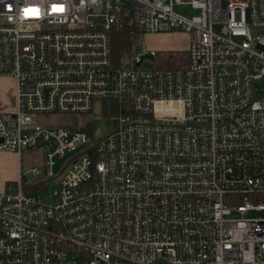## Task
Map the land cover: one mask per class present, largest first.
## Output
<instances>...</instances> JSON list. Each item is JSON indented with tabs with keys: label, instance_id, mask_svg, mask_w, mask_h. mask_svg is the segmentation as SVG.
Instances as JSON below:
<instances>
[{
	"label": "built area",
	"instance_id": "built-area-1",
	"mask_svg": "<svg viewBox=\"0 0 264 264\" xmlns=\"http://www.w3.org/2000/svg\"><path fill=\"white\" fill-rule=\"evenodd\" d=\"M125 30L190 34L186 65L116 66ZM0 78V152L61 173L47 203L0 191V264H264V0H0ZM95 105L106 136L38 123Z\"/></svg>",
	"mask_w": 264,
	"mask_h": 264
},
{
	"label": "rangeland",
	"instance_id": "rangeland-1",
	"mask_svg": "<svg viewBox=\"0 0 264 264\" xmlns=\"http://www.w3.org/2000/svg\"><path fill=\"white\" fill-rule=\"evenodd\" d=\"M191 1L192 0H185L186 3H190ZM175 11L187 18L200 15L199 10L193 9L190 4L178 6L175 8ZM132 34L137 44L132 46L131 53L120 59L116 60L113 55V63L116 66L122 67L125 63H128L131 58L134 59L139 57L142 54L144 43L146 44L147 50L160 52L164 54L163 56L179 54L187 58L186 53L191 44V35L188 33L172 31L157 35ZM136 47L137 52L134 50ZM257 87L264 90V79L258 83ZM13 92L14 88L11 93ZM42 121H56L59 127L64 126L66 129H88V131L93 133L96 137L106 136L115 129L111 114L106 113L103 108L101 110L97 105H95L94 111L90 114H66L39 117L38 123L41 124ZM47 152V149H26L23 151L21 157L13 156V153L2 152L0 155V185L2 184L3 186L0 187L3 188L10 183L18 181L21 173L25 189L32 192L31 194L41 198L43 202H49L48 193L60 179L61 173H58L54 177L50 176L51 170L46 163ZM34 170H38L40 174L36 175ZM5 179L11 182L3 184ZM2 188H0V191H2ZM250 216H257V214L253 213Z\"/></svg>",
	"mask_w": 264,
	"mask_h": 264
},
{
	"label": "trees",
	"instance_id": "trees-1",
	"mask_svg": "<svg viewBox=\"0 0 264 264\" xmlns=\"http://www.w3.org/2000/svg\"><path fill=\"white\" fill-rule=\"evenodd\" d=\"M136 43L137 41H135V37L133 36L131 30L116 33L112 36V54L115 56L116 60L120 59L121 57L131 53L132 46ZM157 61L160 62L159 64L161 68H180L184 67L187 63L186 57L179 54H169L166 56L159 55Z\"/></svg>",
	"mask_w": 264,
	"mask_h": 264
},
{
	"label": "crops",
	"instance_id": "crops-1",
	"mask_svg": "<svg viewBox=\"0 0 264 264\" xmlns=\"http://www.w3.org/2000/svg\"><path fill=\"white\" fill-rule=\"evenodd\" d=\"M15 87V82L13 79L11 78H0V111L3 112H7V111H12L13 110V104H12V100L10 98L12 89ZM2 152H0L1 155ZM11 153V152H8ZM13 156H18L21 157L19 154L17 153H13ZM21 176V173L19 175V178ZM18 178V180H19ZM7 182H11L9 180H4L3 184H7ZM0 186H3L2 184ZM2 188V187H0ZM6 188V186H4L2 188V191ZM1 190V189H0Z\"/></svg>",
	"mask_w": 264,
	"mask_h": 264
},
{
	"label": "water",
	"instance_id": "water-1",
	"mask_svg": "<svg viewBox=\"0 0 264 264\" xmlns=\"http://www.w3.org/2000/svg\"><path fill=\"white\" fill-rule=\"evenodd\" d=\"M145 67L152 69V65H150V64H146ZM81 149H83V147L80 148L79 150L73 152V153L68 154L65 158L59 160L58 163H57V165H56L55 168H54V172H58L60 166L64 163V161H65L68 157H70V156L74 155L76 152L80 151Z\"/></svg>",
	"mask_w": 264,
	"mask_h": 264
}]
</instances>
